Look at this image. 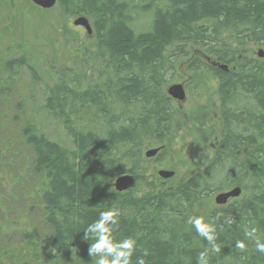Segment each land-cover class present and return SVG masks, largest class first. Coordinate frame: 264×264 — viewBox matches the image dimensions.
<instances>
[{
	"label": "trees",
	"instance_id": "trees-1",
	"mask_svg": "<svg viewBox=\"0 0 264 264\" xmlns=\"http://www.w3.org/2000/svg\"><path fill=\"white\" fill-rule=\"evenodd\" d=\"M55 9L71 39L63 43L73 49L77 71L71 70L81 71L94 58L66 27L76 14L91 21L101 67L83 89L63 80L46 89L42 107L71 137L68 149L26 117L22 100L11 107L13 85L29 64L25 53L11 56L20 44L0 49V125L20 124L33 171L42 177L33 194L49 231L43 235L32 226L19 244L0 246V264H97L104 253L90 254L99 238L92 225L113 207L120 215L106 226L114 243L135 240L130 264H199L201 253L208 264H264V253L245 236L255 229L264 241V59L244 55L250 44L264 48V0H58ZM188 45L214 58L194 60L191 68L218 81L219 146L177 186L146 183L145 192L136 186L118 192L115 179L137 173L144 147L158 146L174 132L176 109L164 86L176 59L189 54ZM199 133L205 143L213 126L202 120ZM125 161L134 163L127 167ZM235 187L240 196L215 209V194ZM195 211L212 226L213 241L189 223Z\"/></svg>",
	"mask_w": 264,
	"mask_h": 264
},
{
	"label": "rangeland",
	"instance_id": "rangeland-1",
	"mask_svg": "<svg viewBox=\"0 0 264 264\" xmlns=\"http://www.w3.org/2000/svg\"><path fill=\"white\" fill-rule=\"evenodd\" d=\"M82 16L87 17L84 14L69 17L66 27L81 37L83 45L94 58L86 68L74 72L77 68L70 60L73 49L63 47V43L66 40L71 42V39L68 33L63 34L61 16L55 7L42 10L27 0H0V49L4 50L9 44H20L19 49L13 48L11 56L25 53L29 64L13 85L11 107L15 108V103L22 100L26 117H32L49 139L68 149H73L71 137L61 122L44 110L42 103L49 85L63 80L76 89H83L98 75L101 62L96 55L94 34L74 25V21ZM188 49L187 56L176 59L173 75L164 86L168 93L172 85L182 84L187 91L186 98L183 101L173 99L176 109L173 134L158 146L144 147L143 160L136 163L137 173L133 174L139 191L147 190L146 183L151 187L177 186L204 166V159L216 152L221 141L218 81L207 71L191 68L194 60L199 64L203 61L212 63L214 58H207L199 46L188 45ZM261 50H264L262 46L250 44L244 49V55L260 58ZM73 68L76 69L72 71ZM1 105L0 102V110L5 109ZM34 113L36 117L32 116ZM10 114L13 115V112ZM11 115L8 117L11 118ZM202 120H207L214 129V135L205 143L199 133ZM157 147L161 148L159 159L157 155H145L148 150ZM125 163L131 167L134 161ZM32 164V152L20 134V124L8 121L5 126L0 125V246L3 248L19 244L24 231L32 226L39 228L43 235L49 232L37 197L33 194L42 177L34 173ZM160 170H171L175 175L164 179L159 176ZM223 206L215 203L218 211ZM194 213H197V217L202 216L197 211Z\"/></svg>",
	"mask_w": 264,
	"mask_h": 264
},
{
	"label": "clouds",
	"instance_id": "clouds-1",
	"mask_svg": "<svg viewBox=\"0 0 264 264\" xmlns=\"http://www.w3.org/2000/svg\"><path fill=\"white\" fill-rule=\"evenodd\" d=\"M120 215L119 210L115 207L101 213L100 219L92 225V230L98 233V239L89 249L91 253H104L99 259L97 264H130L131 257L133 255L135 240L127 238L119 243H114L113 238L110 234L109 228L106 226L109 221H114ZM189 223L195 227L196 232L201 237H206L209 241L214 240L212 234V226L205 221L203 216L191 217ZM247 238L254 240L256 251L264 253V241L256 235V230L247 232L245 235ZM87 239V237H85ZM236 246L240 249L245 248L243 241H237ZM213 250L216 252L220 251L219 246L213 245ZM113 256L112 259H108V255ZM141 264L143 262L141 261ZM199 264H208V258L205 253H201L199 257Z\"/></svg>",
	"mask_w": 264,
	"mask_h": 264
},
{
	"label": "water",
	"instance_id": "water-1",
	"mask_svg": "<svg viewBox=\"0 0 264 264\" xmlns=\"http://www.w3.org/2000/svg\"><path fill=\"white\" fill-rule=\"evenodd\" d=\"M35 6L44 9L50 10L54 8L58 2V0H30ZM75 26H82L84 27L89 34L92 33V25L89 19L85 16L79 17L74 21ZM259 57H264V50L259 52ZM224 68H227V65H223ZM172 99H177L183 101L186 98V91L182 84H174L168 89L167 93ZM160 148H154L148 150L145 155L147 157H153L158 154ZM175 175L174 171L171 170H160L159 176L164 179H170ZM136 184V178L133 174L125 173L118 176L114 181L115 190L118 192H124L132 189ZM241 188L235 187L233 189L220 192L215 197V203L218 205H226L227 202L232 199L240 196Z\"/></svg>",
	"mask_w": 264,
	"mask_h": 264
},
{
	"label": "flooded vegetation",
	"instance_id": "flooded-vegetation-1",
	"mask_svg": "<svg viewBox=\"0 0 264 264\" xmlns=\"http://www.w3.org/2000/svg\"><path fill=\"white\" fill-rule=\"evenodd\" d=\"M263 59V58H262ZM213 63V62H212ZM223 67V66H222ZM224 68V67H223ZM224 69H226V68H224ZM185 88V87H184ZM186 90V89H185ZM186 93H187V91H186Z\"/></svg>",
	"mask_w": 264,
	"mask_h": 264
}]
</instances>
